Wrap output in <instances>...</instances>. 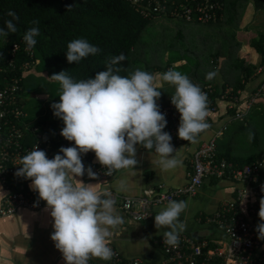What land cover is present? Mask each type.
Listing matches in <instances>:
<instances>
[{
    "label": "clouds",
    "instance_id": "9594fccd",
    "mask_svg": "<svg viewBox=\"0 0 264 264\" xmlns=\"http://www.w3.org/2000/svg\"><path fill=\"white\" fill-rule=\"evenodd\" d=\"M7 15L12 19L5 21L6 30L0 28L3 37L17 32L14 21L19 17L12 10ZM39 34L38 27L25 32L23 39L28 49L36 45L35 37ZM100 51L85 39H75L67 44L66 59L69 63H79ZM125 59L123 53L110 58L106 70L96 73L94 78L74 81L66 71L50 76L60 85L59 102L51 104L53 114L63 120L61 135L74 141V146L61 147L51 159L35 146L20 159L21 167L15 173L30 179V187L46 201L54 221L51 239L66 264H88L93 258L111 260L114 255L109 246L111 230L124 222L110 191L98 189L97 184L73 182L85 173L82 153L94 152L97 162L110 176L113 171L135 169L137 144L150 152L155 150L158 156L155 163L161 170L179 167L182 161L179 153L173 155L176 149L171 144L172 137L163 131L167 120L156 102L163 83L175 89L171 103L180 113L179 138L194 143L209 128L207 95L187 75L172 69L156 74L136 69L128 76H121L120 68L113 66ZM216 75L209 72L206 79L212 80ZM248 135L250 140L254 137L252 132ZM87 174L91 178L97 176L90 166ZM127 187V179L122 178L116 191H126ZM187 207L186 201L171 200L154 215L155 227L168 229L163 233V243L178 245L179 234L185 229L179 217ZM258 216L264 221V198L260 200ZM257 231L258 238L264 239V223L257 226Z\"/></svg>",
    "mask_w": 264,
    "mask_h": 264
},
{
    "label": "built area",
    "instance_id": "2783aa9c",
    "mask_svg": "<svg viewBox=\"0 0 264 264\" xmlns=\"http://www.w3.org/2000/svg\"><path fill=\"white\" fill-rule=\"evenodd\" d=\"M142 2L137 8L144 17L169 15L186 22L200 23L214 20L217 11L223 6L221 0H181L178 3L172 1L171 5L166 0ZM260 7L264 10V0H260ZM17 47L18 45H14L12 51H15ZM28 52L31 50L28 49ZM38 62V59L26 61L22 65V74H26ZM5 64L6 67L0 66V72L10 68L12 73L13 60L7 59ZM20 80V77L12 74L9 79L4 77L5 84L0 87V184L5 186L7 178L21 167L18 165L20 159L35 146L44 150L49 159L59 153L61 147L74 146V141H68L61 133L48 132L44 123L28 119L27 112L18 103ZM201 90L207 95V123L210 127V115L216 109L210 95L213 90L210 84L203 86ZM227 93L229 92L224 91L223 96ZM262 96H264V80L247 93L240 102L235 95L228 107L242 105L234 112L233 118L243 120L254 103ZM156 102L167 120L163 131L171 135L173 147L177 150L180 145L189 143L178 137L180 113L171 103V97L165 100L158 98ZM224 129V126L217 128L208 139L197 145L190 158L191 168L187 173L188 181L184 186L173 189L159 183L139 195L111 192L110 197L118 201L120 208L132 220L142 221L151 217L154 207L167 204L182 196L194 195L206 178L227 177L235 185L234 195L229 200H225L220 208L207 218V221L221 232V237L195 238L188 233L180 232L179 243L173 247L163 243L162 236L158 240L162 257L158 260L125 259L109 245L114 255L108 264H264V239L258 238L257 231V226L264 223L258 216L260 200L264 198V158L239 168L225 157H221L217 151V139L221 137ZM81 159L91 164L93 172L97 174L95 178L89 177L86 166L85 173L89 179L108 181L114 177L115 171L111 176L107 175V169L97 162L94 152L82 153ZM30 185L29 179L25 188L20 187L17 191L8 190L0 194V217L12 214L19 208L37 210L47 207L46 201L40 199L38 192L34 191ZM62 264H66L65 260ZM88 264H94L92 259L88 261Z\"/></svg>",
    "mask_w": 264,
    "mask_h": 264
},
{
    "label": "crops",
    "instance_id": "0c3cea01",
    "mask_svg": "<svg viewBox=\"0 0 264 264\" xmlns=\"http://www.w3.org/2000/svg\"><path fill=\"white\" fill-rule=\"evenodd\" d=\"M169 20L181 24H205L195 21L183 22L174 18ZM208 24L212 23H207V25ZM235 46H237V44H235ZM238 47H240V43L237 49ZM243 51H247L254 56L255 51L249 44L243 48ZM236 54L238 58L243 57L238 51ZM223 60V57H216L215 59L214 56H212L209 58L207 71L209 73L211 69L216 70L217 75L212 80L206 79L205 75L203 82L208 81L216 84L220 89L224 85V91L229 93L224 96L221 94L220 97H216L214 100L216 109L210 115V127L198 136L196 142L180 145L176 152L173 153V155L179 153L178 158L182 161L179 167L169 171L161 170L155 163L158 159L155 150L153 149L150 152L142 145L137 144L135 145V159L138 163L135 169H121L115 171L114 177L108 181L89 179L86 173H84L83 176L74 178L73 182L79 183L82 181L85 184H97L96 187L102 191L108 190L110 192H117L116 185L118 181L122 178H126L128 182L127 190L119 193L131 196L142 194L145 190L154 188L159 183H163L166 187L173 189L184 186L188 181L187 173L191 168L190 158L197 145L203 140L208 139L217 128L224 126L226 129L227 124L235 120L233 118L234 112L239 110L242 105L240 104L239 107L234 106V108H229L228 104L232 102L233 97L236 95L240 102V100L244 98L247 93L252 91L264 78V66H261L253 74V77L245 83L243 88H237L235 93H232L236 81L240 80L242 82L243 79L240 72L235 69L234 62H232L233 60L228 63L223 62ZM173 64V66L183 67L187 62L185 58H178L173 61ZM222 67L224 69L227 67L234 68L233 75L235 77H233V79L230 78V80H225L222 77ZM168 68L172 69L171 66H168ZM165 71H167L166 68ZM192 82L194 83V80ZM202 83L198 85L200 88ZM169 85L168 83H163V87L159 89L161 92L159 98H164L165 100L171 97L172 94L167 90L169 89ZM171 87L173 88L174 86L171 85ZM173 91H175V89ZM47 128L48 131L53 134L61 133L49 127ZM220 149L223 150L224 146L219 148L217 145V151L219 150L221 154L222 151H220ZM84 165L86 167V164ZM133 173H135V175H133ZM234 188V183L227 177H209L203 181L194 195L182 196L181 198L175 199V201H186L188 204V207L179 217V220L185 224V229L182 232L188 233L195 238L211 239L221 237V232L209 223L207 218L216 212L225 200H229L233 197ZM8 190L7 185L0 184V194H4ZM166 205L167 204L154 207L150 218L142 221H134L120 208L118 201H115L114 206L124 222L111 230L112 235L109 238V245L117 250L125 259H160L162 257V249L158 240L168 229L164 227L157 229L155 227L154 215ZM50 211L48 207L37 210L19 208L12 214L0 217V264H62L64 260L63 255L55 247V243L51 239V234L54 231V221L50 215ZM92 261L94 264L109 263V260L104 261L96 258H93Z\"/></svg>",
    "mask_w": 264,
    "mask_h": 264
},
{
    "label": "trees",
    "instance_id": "16d2710c",
    "mask_svg": "<svg viewBox=\"0 0 264 264\" xmlns=\"http://www.w3.org/2000/svg\"><path fill=\"white\" fill-rule=\"evenodd\" d=\"M138 1L134 3L133 0H0V28L6 30L5 21L12 19L7 15L9 10L14 11L19 17L18 20L14 21L17 32L9 33L7 37L0 36V66L6 67L7 59H12L14 63L12 73L10 68H7L5 72H0V87L5 84L4 77L9 79L12 74L20 77L21 89L17 97L19 105L23 108L25 100L22 97V92L24 80L28 73L24 74L26 76L22 74V65L26 61L31 62L34 59L39 60L36 64L37 67L44 69L50 80L52 74L66 71V74L74 81H79L94 78L96 73L106 70L110 58L123 53L126 59L113 67L120 68L119 75L127 76L132 63L130 55L134 51V46L141 32L152 19L158 17V15L155 17L142 16L137 7L141 1L145 3V0ZM166 1L170 4L172 1L178 3L181 0ZM221 1H223L222 8L217 11L215 19L207 23L218 22L230 28L237 25L238 28L246 5L252 1H255L257 6L260 5V0ZM161 17L173 18L169 15ZM176 19L186 22L180 18ZM34 20H38L39 23L34 25L32 23ZM32 27H38L40 34L35 37L36 45L30 49L31 52H28L23 36ZM75 39H85L90 44L99 47L101 51L96 55H89L79 63H69L66 59L67 44ZM235 44L238 46L239 42L236 41ZM14 45H18V47L12 51ZM237 46L235 47L236 50ZM249 46L255 51V61H250L245 56L235 58L234 67L240 72L243 80L242 82L236 81L232 93H235L237 88H243L257 69L264 66V33H260L258 37H253ZM30 53L32 54L30 55ZM263 80L264 78L261 81ZM208 84L213 90L210 94L213 100L223 94L224 85L220 89L216 84L205 81L201 88ZM161 99L164 100V98ZM260 103H264V96L260 97L254 104L260 107ZM262 117L264 118V111ZM244 120L245 117L241 121ZM243 129L246 130L245 125L242 126ZM223 150L220 149L221 154L218 150L221 157L236 163L237 166L243 164V160H240L239 157L230 158ZM82 162L83 164L88 163L86 160H82ZM86 166L91 167L92 165L87 164ZM28 181L29 179L13 174L7 178L6 185L10 191H17L20 186L25 188Z\"/></svg>",
    "mask_w": 264,
    "mask_h": 264
},
{
    "label": "rangeland",
    "instance_id": "374dc122",
    "mask_svg": "<svg viewBox=\"0 0 264 264\" xmlns=\"http://www.w3.org/2000/svg\"><path fill=\"white\" fill-rule=\"evenodd\" d=\"M256 6L255 1L246 5L238 28L237 25L230 28L218 22L208 25L181 24L165 17H155L143 29L134 46V51L130 55L132 63L127 76L136 69L152 74L163 73L166 72L165 68L169 70L168 66H171L173 70L187 75L191 81L194 80V84L199 85L208 73L207 64L212 56L215 59L223 57V62L226 63L232 60L234 62L238 51L241 56L255 61V54L252 56L249 52H244L243 48L248 46L253 37L264 33V10L260 5ZM236 41L240 43L237 50ZM178 58H185L187 64L183 67L173 66V61ZM37 66L31 68L26 74L22 92L25 100L23 108L29 120L37 119L50 129L61 132L64 127L63 120L54 116L51 108L52 103L59 102L60 85L48 79L46 71ZM234 70L232 67L226 69L222 67V77L225 80L233 79ZM211 72L216 70L211 69ZM168 88L169 93L173 95L174 87L169 85ZM256 105L254 104L245 116V122L238 119L232 120L222 131L221 137L217 139L218 147L224 146L223 151L228 157L236 156L243 160L239 168L264 157V118L262 117L264 103H260V107ZM243 125L246 130H242ZM249 132L254 133L251 140Z\"/></svg>",
    "mask_w": 264,
    "mask_h": 264
}]
</instances>
